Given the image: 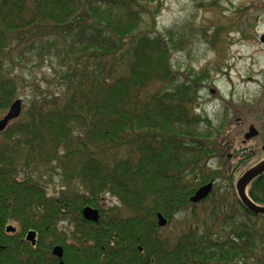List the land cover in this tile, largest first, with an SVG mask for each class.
<instances>
[{
	"label": "trees",
	"instance_id": "1",
	"mask_svg": "<svg viewBox=\"0 0 264 264\" xmlns=\"http://www.w3.org/2000/svg\"><path fill=\"white\" fill-rule=\"evenodd\" d=\"M156 2L0 0V116L30 88L20 117L0 133V264H56V246L64 264H264V215L234 190L264 160L261 106L234 107L208 127L194 113L205 76H182L172 62L188 35L141 29ZM31 62L52 66L44 89ZM250 124L259 134L242 143ZM211 182V195L190 203ZM247 195L264 207V174ZM106 196L115 203L104 206ZM86 208L97 222L83 218ZM184 215L173 236L169 227ZM65 219L76 247L65 246ZM5 225L18 232L5 236ZM30 231L34 247L22 241Z\"/></svg>",
	"mask_w": 264,
	"mask_h": 264
},
{
	"label": "rangeland",
	"instance_id": "2",
	"mask_svg": "<svg viewBox=\"0 0 264 264\" xmlns=\"http://www.w3.org/2000/svg\"><path fill=\"white\" fill-rule=\"evenodd\" d=\"M149 10L150 14L143 17L141 24L144 31H150L153 26L158 32L180 27L188 35L186 45L173 52L172 62L182 76L189 72L205 76L194 113L206 118L208 127H217L224 117L231 118L234 107L260 104L262 110L264 0H157L149 6ZM213 34H216V41L211 46L207 40L212 39ZM29 68H32L35 82L43 89L46 86L44 78L54 77L48 62L40 68H35V62H31ZM20 76L26 83L32 81L28 71H23ZM29 91L28 87L19 91L18 99L22 101V106L30 98ZM202 126L205 128L207 124ZM250 126L258 130L254 124L248 128ZM231 157L232 154L227 153L226 158ZM48 183L46 188L51 195L59 190L58 176ZM114 203L115 200L108 196L103 202L106 207ZM186 216L176 217L169 227L168 231L173 236H178L184 228L180 222ZM58 227L74 229L68 219L61 220Z\"/></svg>",
	"mask_w": 264,
	"mask_h": 264
},
{
	"label": "water",
	"instance_id": "3",
	"mask_svg": "<svg viewBox=\"0 0 264 264\" xmlns=\"http://www.w3.org/2000/svg\"><path fill=\"white\" fill-rule=\"evenodd\" d=\"M22 111V101L20 99L15 100L6 114L0 119V133L5 131L8 125L18 119L20 117ZM262 116L264 118V106L262 108ZM258 132L253 127L250 126L248 128V132L243 136V143L250 141L251 139L257 136ZM264 174V160L256 164L255 166L251 167L250 169L246 170L236 181L235 183V191L236 195L241 202V204L248 209L250 212L254 213L255 215H264V207H260L255 205L247 195V187L249 184L256 179L257 177ZM213 183H209L201 188H199L194 195L190 198V203L197 204L208 197L212 190ZM83 218L88 222H97L98 221V214L95 210L91 208H86L83 211ZM157 225L160 228H165L167 225V220L161 215H156ZM6 232H14L15 229L12 226H8ZM36 237V233L34 231H30L26 234V241L30 242L34 245L35 241L34 238ZM53 254L61 258V248L55 247L53 249ZM63 264V263H61Z\"/></svg>",
	"mask_w": 264,
	"mask_h": 264
},
{
	"label": "flooded vegetation",
	"instance_id": "4",
	"mask_svg": "<svg viewBox=\"0 0 264 264\" xmlns=\"http://www.w3.org/2000/svg\"><path fill=\"white\" fill-rule=\"evenodd\" d=\"M257 132H258V130H257ZM245 134V133H244ZM244 134H243V136H244ZM258 134H259V132H258ZM258 134H257V136H258ZM256 136V137H257ZM255 137V138H256ZM254 139V138H253ZM252 140V139H251ZM234 190H235V185H234ZM211 192H212V190H211ZM211 192H210V194L208 195V197L211 195ZM235 193H236V191H235ZM237 196V195H236ZM238 198V197H237ZM239 200V199H238ZM201 202H203V201H201ZM201 202H199V203H201ZM198 203V204H199ZM9 225H5L4 226V229H3V234L5 235V236H13V235H15L17 232H18V229H17V227H14V229H15V231L12 233V232H6V228L8 227ZM72 228V227H71ZM74 231V229H70V230H64L63 232H64V234L67 236V243H65V246L67 247V246H73V247H76L75 246V242H76V238H77V236H76V238H75V236H73L72 234L74 233L73 232ZM73 232V233H72ZM27 234V233H26ZM26 234L24 235V237H23V239H22V241H24V242H26V243H29L30 245H32L30 242H28V241H26ZM34 241H35V243H34V245H32L33 247L36 245V243H37V236L34 238ZM58 247H60L61 248V251H62V254H61V258H58V257H56L54 254H53V249L51 250V252L49 253V258H50V260H52V261H55L56 262V264H61V263H63L64 264V258H65V256H66V252H65V248L64 247H62V246H58ZM0 249H1V247H0Z\"/></svg>",
	"mask_w": 264,
	"mask_h": 264
}]
</instances>
